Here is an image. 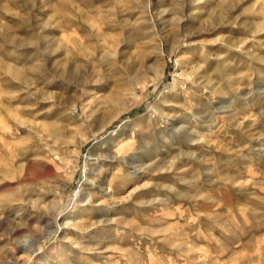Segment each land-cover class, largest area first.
I'll use <instances>...</instances> for the list:
<instances>
[{
  "label": "rangeland",
  "instance_id": "374dc122",
  "mask_svg": "<svg viewBox=\"0 0 264 264\" xmlns=\"http://www.w3.org/2000/svg\"><path fill=\"white\" fill-rule=\"evenodd\" d=\"M0 264H264V0H0Z\"/></svg>",
  "mask_w": 264,
  "mask_h": 264
},
{
  "label": "bare ground",
  "instance_id": "6f19581e",
  "mask_svg": "<svg viewBox=\"0 0 264 264\" xmlns=\"http://www.w3.org/2000/svg\"><path fill=\"white\" fill-rule=\"evenodd\" d=\"M182 74V73H181ZM190 74V73H189ZM193 79V77H191ZM195 81V80H194ZM2 166V165H1Z\"/></svg>",
  "mask_w": 264,
  "mask_h": 264
}]
</instances>
